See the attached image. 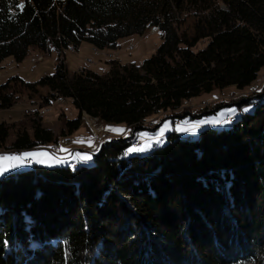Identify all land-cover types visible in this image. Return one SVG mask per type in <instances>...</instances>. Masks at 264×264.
I'll return each instance as SVG.
<instances>
[{"label":"trees","instance_id":"1","mask_svg":"<svg viewBox=\"0 0 264 264\" xmlns=\"http://www.w3.org/2000/svg\"><path fill=\"white\" fill-rule=\"evenodd\" d=\"M203 13L218 18L216 30L179 33ZM151 26L162 41L141 65L112 60L107 74H70L67 49H116ZM34 50L57 52L55 72L33 83L12 76L0 85V107L14 105L11 82L48 86L77 108L65 124L71 131L87 113L94 130L102 119L133 134L104 142L90 165H34L0 177V264H264V85L199 112L183 107L202 92L259 79L264 0H0V68ZM239 102L255 110L227 129L169 133L144 154L129 149L154 116L193 118ZM32 128L33 138L20 131L10 148L57 141L41 123ZM9 131L0 122V148Z\"/></svg>","mask_w":264,"mask_h":264},{"label":"rangeland","instance_id":"2","mask_svg":"<svg viewBox=\"0 0 264 264\" xmlns=\"http://www.w3.org/2000/svg\"><path fill=\"white\" fill-rule=\"evenodd\" d=\"M217 28L218 18L210 13H203L188 17L179 27V33H186L193 37L214 31ZM161 41L162 38L158 28L151 26L143 34L121 38L119 41L120 47L116 49H96L87 42L82 43L78 49H67L65 52L66 62L71 75L82 69L107 74L111 68L109 62L112 60H118L126 65H141L146 58L156 51ZM204 45L205 42H200L198 48ZM59 60L60 56L54 50L50 53L31 51L30 55L20 63L7 58L3 62V67L0 68V85L7 82L12 76H19L28 83L37 82L41 77L54 73ZM262 85H264V69L259 79L249 86L239 88L236 85H230L202 92L188 99L183 107L191 112H199L202 108L212 107L217 102L238 100L241 96L259 90ZM6 92L12 96L14 105L8 108L0 107V122L5 121L10 126L9 135L0 148V155L47 152L50 155L54 154L67 159L63 163L53 164H42L34 160L31 162L26 161L15 168L9 169L0 177L11 171L31 169L34 165L44 167L67 166L72 165L75 161L90 165L92 164L93 153L97 152L104 142L119 137L126 138L133 134V129L129 128L127 124L107 123L97 117L95 118L99 119L97 123L101 131L94 130L86 121L85 115L82 117L83 123L80 128L71 131L65 124L68 119L72 120L78 117L77 108L73 105L71 99L52 97L48 86L28 88L15 81L10 83V87ZM254 110L255 104L239 102V104L225 105L217 109L216 112L193 118H165V114L154 116L146 123L149 129H139L135 135V145L140 147L131 145L129 149H143L142 151L131 152L144 154L155 146L164 145L167 142L169 133H178L182 137L194 138L200 131L208 127L227 129L231 127L235 119L240 118L243 114L253 113ZM200 121H207V123H198ZM216 121L220 122L217 123ZM224 121L228 122L225 123ZM33 122L41 123L43 127L52 130L57 141L41 144L30 149L10 148L20 131H28L33 138ZM191 125H196L197 130L195 132L181 130ZM109 126L122 128L124 131L122 133L110 131ZM100 132L101 135H105L103 140L100 139ZM62 148L68 151L63 152L61 151ZM76 154H89L91 159L85 161L78 158Z\"/></svg>","mask_w":264,"mask_h":264},{"label":"snow or ice","instance_id":"3","mask_svg":"<svg viewBox=\"0 0 264 264\" xmlns=\"http://www.w3.org/2000/svg\"><path fill=\"white\" fill-rule=\"evenodd\" d=\"M234 111V110H229ZM219 123L220 121H216ZM225 123L228 121H224ZM198 123H207V121H200ZM110 131H114L117 133H122L124 129L118 128V127H111L109 126ZM185 131H191L195 132L197 130L196 125H191L186 129H181ZM80 142V141H77ZM136 150H143V149H130V151H136ZM61 151L66 152L67 149H61ZM78 158L82 160H90L91 156L89 154H76ZM67 158L66 157H58L54 154L50 155L47 152H26L22 154H13V155H0V175L4 174L6 171H8L11 168L17 167L19 164H23L26 161H36L38 163L42 164H53V163H63L65 162Z\"/></svg>","mask_w":264,"mask_h":264},{"label":"water","instance_id":"4","mask_svg":"<svg viewBox=\"0 0 264 264\" xmlns=\"http://www.w3.org/2000/svg\"><path fill=\"white\" fill-rule=\"evenodd\" d=\"M85 114L87 115V113H84L83 115H85Z\"/></svg>","mask_w":264,"mask_h":264},{"label":"bare ground","instance_id":"5","mask_svg":"<svg viewBox=\"0 0 264 264\" xmlns=\"http://www.w3.org/2000/svg\"><path fill=\"white\" fill-rule=\"evenodd\" d=\"M101 134V132L99 133V135Z\"/></svg>","mask_w":264,"mask_h":264},{"label":"crops","instance_id":"6","mask_svg":"<svg viewBox=\"0 0 264 264\" xmlns=\"http://www.w3.org/2000/svg\"><path fill=\"white\" fill-rule=\"evenodd\" d=\"M87 118H88V117H87ZM87 118H86V119H87Z\"/></svg>","mask_w":264,"mask_h":264}]
</instances>
